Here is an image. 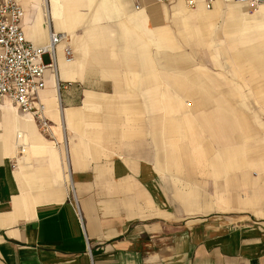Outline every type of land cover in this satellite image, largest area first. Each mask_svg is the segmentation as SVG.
Listing matches in <instances>:
<instances>
[{"label":"crops","instance_id":"1","mask_svg":"<svg viewBox=\"0 0 264 264\" xmlns=\"http://www.w3.org/2000/svg\"><path fill=\"white\" fill-rule=\"evenodd\" d=\"M21 5L65 38L47 129L0 103V264H264V4Z\"/></svg>","mask_w":264,"mask_h":264},{"label":"built area","instance_id":"2","mask_svg":"<svg viewBox=\"0 0 264 264\" xmlns=\"http://www.w3.org/2000/svg\"><path fill=\"white\" fill-rule=\"evenodd\" d=\"M176 0H155L158 11H164L167 2ZM189 9H195L201 0H181ZM206 9H212L218 0H203ZM226 4L249 5L253 10L264 4V0H221ZM25 11L21 0H0V103L9 100L22 113H31L42 129H47L45 113L47 105L40 99L46 83L44 73L47 68L56 69L58 45L64 40V33L50 28L47 44L37 46L28 41L21 27ZM66 62L74 59L72 48H63ZM48 57V61L44 58ZM60 91V83L57 82ZM18 139H23L24 131L19 130ZM27 150L24 146L21 152ZM10 204L0 198V214L7 213ZM81 218V213L78 211Z\"/></svg>","mask_w":264,"mask_h":264}]
</instances>
